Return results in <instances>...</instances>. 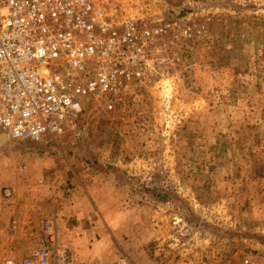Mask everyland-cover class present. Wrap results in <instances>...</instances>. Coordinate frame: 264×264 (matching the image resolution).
<instances>
[{"label": "rangeland", "instance_id": "1", "mask_svg": "<svg viewBox=\"0 0 264 264\" xmlns=\"http://www.w3.org/2000/svg\"><path fill=\"white\" fill-rule=\"evenodd\" d=\"M181 3L204 9L206 41H160L162 76L113 110L87 99L73 130L36 145L9 139L0 158L11 175L28 173L25 157L71 163L63 183L94 186L98 215L126 213L130 249L132 233L154 228L158 262L244 264L249 254L264 264V0H124L137 16ZM58 260L71 264L51 248Z\"/></svg>", "mask_w": 264, "mask_h": 264}, {"label": "built area", "instance_id": "2", "mask_svg": "<svg viewBox=\"0 0 264 264\" xmlns=\"http://www.w3.org/2000/svg\"><path fill=\"white\" fill-rule=\"evenodd\" d=\"M125 9L124 0H0L1 137L40 141L73 130L87 99L113 110L164 74L154 65L160 41L209 38L198 6H164L148 16ZM10 194L5 187L3 195ZM40 231L57 253L50 216L41 218ZM50 262L46 247L22 260ZM243 262L254 263L249 254Z\"/></svg>", "mask_w": 264, "mask_h": 264}, {"label": "crops", "instance_id": "3", "mask_svg": "<svg viewBox=\"0 0 264 264\" xmlns=\"http://www.w3.org/2000/svg\"><path fill=\"white\" fill-rule=\"evenodd\" d=\"M24 140H29V145L43 142ZM6 141L0 135V145ZM45 155L25 157L29 174L20 175H11L7 163L0 158V264H22L32 249H51L52 243L40 231L43 216L54 220L57 253L66 252L71 264H163L150 254L148 242L155 237L154 228L143 223L145 227L131 234L135 235L130 249L122 238V226L127 222L122 207L114 218L98 215L96 188L82 179L63 183L68 178L66 174L74 173L64 172L72 164L65 163L66 169L62 170L61 161ZM3 187L10 189L9 197L3 195ZM183 259L178 264L193 260L190 257L187 263ZM58 264L62 261L58 260Z\"/></svg>", "mask_w": 264, "mask_h": 264}]
</instances>
